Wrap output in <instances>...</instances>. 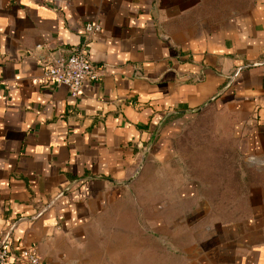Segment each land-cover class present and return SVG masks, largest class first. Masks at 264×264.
<instances>
[{
    "label": "crops",
    "instance_id": "1",
    "mask_svg": "<svg viewBox=\"0 0 264 264\" xmlns=\"http://www.w3.org/2000/svg\"><path fill=\"white\" fill-rule=\"evenodd\" d=\"M91 22L98 80L72 98L44 67ZM205 111L254 165L231 217L181 163ZM1 245L41 264H264V0H0Z\"/></svg>",
    "mask_w": 264,
    "mask_h": 264
},
{
    "label": "rangeland",
    "instance_id": "2",
    "mask_svg": "<svg viewBox=\"0 0 264 264\" xmlns=\"http://www.w3.org/2000/svg\"><path fill=\"white\" fill-rule=\"evenodd\" d=\"M218 120L211 111L198 112L184 127L179 152L187 158L181 163H186L192 170L193 178L207 188L215 207L219 200L230 202L229 208H216L224 216L231 217L237 212L231 201L241 199L247 188V177L243 178L242 172L254 165L243 158L235 159L233 146L226 139L225 130L216 126ZM237 170L240 176L235 172Z\"/></svg>",
    "mask_w": 264,
    "mask_h": 264
},
{
    "label": "built area",
    "instance_id": "3",
    "mask_svg": "<svg viewBox=\"0 0 264 264\" xmlns=\"http://www.w3.org/2000/svg\"><path fill=\"white\" fill-rule=\"evenodd\" d=\"M100 33L101 28L97 23L86 24L82 43L66 53L57 50L52 63L44 67L42 82L51 83L56 87H65L72 98H77L81 94L82 84L85 81L98 80L96 69L88 60L87 48L90 41ZM11 257L15 259L16 264H41L35 248L23 249L15 256L5 245H1L0 264H8Z\"/></svg>",
    "mask_w": 264,
    "mask_h": 264
}]
</instances>
